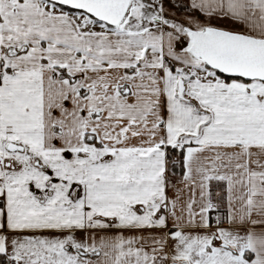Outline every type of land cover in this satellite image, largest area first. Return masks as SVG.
I'll list each match as a JSON object with an SVG mask.
<instances>
[{
  "label": "snow or ice",
  "instance_id": "snow-or-ice-1",
  "mask_svg": "<svg viewBox=\"0 0 264 264\" xmlns=\"http://www.w3.org/2000/svg\"><path fill=\"white\" fill-rule=\"evenodd\" d=\"M0 264H264V0H0Z\"/></svg>",
  "mask_w": 264,
  "mask_h": 264
}]
</instances>
